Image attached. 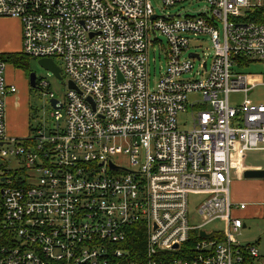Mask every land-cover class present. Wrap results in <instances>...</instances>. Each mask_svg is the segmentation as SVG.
Returning a JSON list of instances; mask_svg holds the SVG:
<instances>
[{
    "label": "built area",
    "instance_id": "2783aa9c",
    "mask_svg": "<svg viewBox=\"0 0 264 264\" xmlns=\"http://www.w3.org/2000/svg\"><path fill=\"white\" fill-rule=\"evenodd\" d=\"M160 1L162 10L204 5L157 15L149 0H0V18L20 22L21 53L58 60L76 88L56 101L54 127L7 137L4 99L16 88L0 59V264L258 258L235 239L245 204L232 203L230 185L242 154L264 153V104L248 102L256 85L244 73L264 62V22L247 20L264 0ZM158 36L166 63L151 90L148 50ZM198 38L210 43L209 64L188 51ZM238 93L244 100L232 106ZM194 94L201 99L188 102ZM187 113L191 129L181 131ZM190 197H199L200 225L188 217ZM216 221L223 230L203 229Z\"/></svg>",
    "mask_w": 264,
    "mask_h": 264
},
{
    "label": "rangeland",
    "instance_id": "374dc122",
    "mask_svg": "<svg viewBox=\"0 0 264 264\" xmlns=\"http://www.w3.org/2000/svg\"><path fill=\"white\" fill-rule=\"evenodd\" d=\"M151 7L157 15L161 12H167L169 15H176L187 11L189 15L195 14L200 8H203V2H187L168 10H162L160 0H149ZM6 21L3 25L0 24V36L9 34L11 40V49H15L14 53L21 52V25L18 20L10 18H2ZM220 26V23H218ZM161 42L150 46L149 52V87L152 90L160 78V74L165 68V49L167 46L166 39L158 36ZM190 52L200 54L204 58H208V64L212 56L210 43L205 38H198L197 41H190ZM37 59H27L26 68H15L10 63H5V76L10 78V81L16 88L17 102L10 99L5 100L4 106V122L5 133L7 137L23 139L27 137L31 130L39 126L52 128L55 126L51 114L49 94L53 95V99L62 102L67 91V78L63 71L61 72V80L56 79L49 71L41 68L37 64ZM54 64L61 67L58 60ZM198 65V62H195ZM248 75L249 82L256 85L251 95L248 96V102L255 104H264V86L260 83L263 81L264 62H255L244 71ZM34 74L37 81V86H30L29 77ZM39 82L48 84L46 89L39 87ZM188 102L200 100V95H189ZM244 100L243 94H231L229 102L232 106L241 103ZM178 127L181 131H189L191 129V121L188 113L177 118ZM31 129V130H30ZM243 167H261L264 170V153L260 151H251L242 154ZM124 163V162H123ZM240 174L237 173V168L233 164L231 166V185L230 197L232 203H243L246 207L254 208L255 213L248 215L246 212H236L237 217L241 218L244 228L235 235V239L243 246L251 245L257 249L258 258L247 259L246 264H264V210L261 213L262 206L260 199L264 196V180L260 179H240ZM199 204V197H190L188 205V217L192 224L200 225L201 220L196 213V208ZM264 206V205H263ZM223 224L216 221L203 229L211 231L214 229L223 230Z\"/></svg>",
    "mask_w": 264,
    "mask_h": 264
},
{
    "label": "water",
    "instance_id": "95a60500",
    "mask_svg": "<svg viewBox=\"0 0 264 264\" xmlns=\"http://www.w3.org/2000/svg\"><path fill=\"white\" fill-rule=\"evenodd\" d=\"M192 57H197L196 55H192ZM37 64L49 71L56 79L61 80V75H60V69L54 64V62L50 59H41L38 60ZM29 82H30V86L32 88H35V82H36V77L34 74H30L29 77ZM67 88L70 90H75L76 88L73 85V83L71 81H67ZM50 104L51 107L54 109L55 108V104H56V100L51 99L50 100ZM111 168H113L112 165H110ZM242 177L244 179H264V170L263 169H258V170H245L242 173ZM201 236H205V234L203 232L200 233ZM177 246H175L174 248H176Z\"/></svg>",
    "mask_w": 264,
    "mask_h": 264
},
{
    "label": "crops",
    "instance_id": "0c3cea01",
    "mask_svg": "<svg viewBox=\"0 0 264 264\" xmlns=\"http://www.w3.org/2000/svg\"><path fill=\"white\" fill-rule=\"evenodd\" d=\"M262 7L264 8V1H263V5H262ZM261 7V8H262ZM263 17H264V14H263ZM10 19H12V18H10ZM15 20H17V19H15ZM19 21V20H18ZM263 21H264V18H263ZM6 21H4V19H2V18H0V24L1 25H3L4 23H5ZM11 40H9V34H5L3 37L2 36H0V54H14V51H15V49H11V42H10ZM5 81H6V83L8 84V85H13V83L10 81V78H8V77H6L5 76ZM14 86V85H13ZM8 100V99H10L11 101H14L15 100V102H17V100H18V97L16 96V93L15 94H13V95H8V96H6L5 97V99H4V106H5V100ZM6 128V127H5ZM242 158H241V162H240V165L242 164ZM258 169H262L261 167H250V168H246V167H243L241 170H240V175H239V177H240V179H242L243 177H242V173H243V171H245V170H258ZM260 180H264V179H260ZM259 203H261L262 204V206L260 207V209H261V213H262V211L264 210V196L260 199V202ZM234 204H241V203H234ZM243 204V203H242ZM255 210L256 209H254V208H247L246 207V205H245V209L244 210H240V211H238V212H241V211H244V212H246L248 215H252V214H254L255 213ZM237 214V213H236ZM243 228H244V224H243Z\"/></svg>",
    "mask_w": 264,
    "mask_h": 264
},
{
    "label": "trees",
    "instance_id": "16d2710c",
    "mask_svg": "<svg viewBox=\"0 0 264 264\" xmlns=\"http://www.w3.org/2000/svg\"><path fill=\"white\" fill-rule=\"evenodd\" d=\"M263 14H264V8L260 7L258 9H255L254 12L251 14L250 17L247 18L249 21H255V22H264L263 21ZM0 59L4 63H10L12 64L15 68H26V61L27 57H25L21 52L20 53H14V54H0ZM37 86V81L35 82V87ZM31 130V129H30ZM142 232L139 234V238H137V243L139 245V248H142ZM246 264V262L244 263Z\"/></svg>",
    "mask_w": 264,
    "mask_h": 264
}]
</instances>
